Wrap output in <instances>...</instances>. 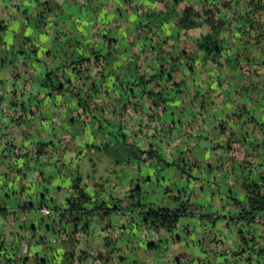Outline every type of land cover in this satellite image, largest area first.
<instances>
[{
	"label": "crops",
	"instance_id": "1",
	"mask_svg": "<svg viewBox=\"0 0 264 264\" xmlns=\"http://www.w3.org/2000/svg\"><path fill=\"white\" fill-rule=\"evenodd\" d=\"M44 1L50 10L47 12L49 17L46 24L36 20L37 13L43 9L39 0H0V208L11 213L5 218L0 217V247L2 244L6 247L0 250V254L5 255V260L20 261L27 258V264H33L34 259L56 257L57 252L62 255L87 252V258L80 262L72 260L73 264H92L91 255L114 249L109 264H183V251L186 247H192L195 251L193 257L200 262L202 237L199 233L195 235L191 232L196 229L195 226H180L181 235L175 233L177 226L169 233L168 240L167 233L161 238L160 231L149 230L138 212L129 213L126 210L114 213L119 216L114 225L88 218L90 233L86 236L79 234L75 247L66 242V238L59 236L55 230L58 223L56 211L73 198L71 178L76 165L82 163L86 192L93 195L100 190L102 199L107 203L113 199L120 200L123 209L128 205L129 188L136 184L143 192L140 203L144 207L166 205L175 209L176 204L171 197L182 188H188L189 216H197L211 223L217 236L210 239L212 248L217 244L218 251H226L230 255V250L221 249L222 234L230 227L237 229V249L242 242L239 228L243 231L249 229L247 223L237 220L240 207L248 208L240 180L244 177L264 180V69L262 76L253 82V104L249 98L239 96L231 86L223 87L218 83L217 68L212 62L204 61L203 53L194 47L199 37L209 32L207 25L182 31L175 24L176 16H180L186 6L192 5L199 9L203 7V0H180L177 5H173V0ZM219 1L206 0L217 7H220ZM57 4L71 17L65 24ZM169 11L174 13L171 18L170 13L167 16ZM159 14L163 16L152 19V15ZM221 16L225 20L232 19L230 12L224 10ZM57 21L61 22L58 26L60 29L55 24ZM232 25L234 27L235 23ZM73 31L80 34L77 39L79 42L60 50L52 47L57 37ZM232 31V39H229L227 32L221 34V37L226 38L231 54L241 45L240 32L235 28ZM26 40L31 42L40 60L37 64L30 63L34 58L29 55V61L23 64L19 55L12 54L25 49ZM143 43L147 44L146 48ZM180 51L192 56L194 70H190L188 62L177 55ZM73 53L83 54L91 60V78L88 83H100L99 76L93 74L95 71L102 69V74H107L102 65L93 64L94 53L102 57L112 53L111 63L118 66L120 71L119 82L129 80L138 66L140 71L147 74L158 72L160 64L172 68V82H183L180 95L174 90L169 92V97L174 100L165 109L164 115L174 113V123L158 118L163 122L161 126V122L158 125L148 120V105L145 104L142 114H136L128 108L127 117L122 118L120 127L128 142L140 149L152 146L158 151L153 137L163 136L165 140L160 147L167 160L174 162L182 157L197 164L200 166L199 171L193 168L192 172L199 180L188 183L172 165L161 172L151 173L147 164L135 162L115 166L108 157L95 159L96 165L92 168L89 167L90 163L85 164V160L78 155L79 150L88 144L112 143V134H96L90 117L84 116L83 110L78 108L71 94L81 85V80L70 69L59 71L63 79L71 81V86L65 85L62 93H51L43 85L47 70L59 62L63 63L64 57L70 61ZM134 57L139 60L136 61ZM7 59L13 64L8 63ZM31 76V83L24 87L23 81ZM113 82L114 79L109 78L97 97H94L99 105L100 102L105 103V110L109 113L113 112V103L118 101L110 92ZM170 84L165 86L168 88ZM196 94L199 95L198 99L206 94L204 97L210 103L203 113H199L197 107L188 106ZM138 97L145 98L144 95ZM12 100L18 101L20 107H11L9 102ZM21 107L25 108V113L19 111ZM245 110L249 113L244 114ZM227 123L226 131L221 133L220 125ZM228 134H235L241 140L245 138L250 143L228 156L223 148ZM7 145L14 146L18 152L16 170H9V159L3 151ZM213 145L218 146L214 149ZM39 148L42 153L37 155ZM23 155L26 157L22 158ZM25 159L27 163H24ZM100 176L103 181L99 180ZM48 177L49 180L44 182ZM150 183L153 186L150 187ZM235 201H239L241 206L236 205ZM42 209H49L52 217L43 216ZM36 211L40 220L32 216ZM41 219L43 222L39 223ZM255 224L253 229L258 231L261 226L257 221ZM191 236H196V239L191 242L184 240ZM173 238L178 244H174ZM175 246L176 249H173ZM124 249L128 252L125 254L131 255L129 261L127 255L122 254ZM170 249L176 251L168 252ZM58 262L65 264L64 258ZM214 264L221 262L216 259Z\"/></svg>",
	"mask_w": 264,
	"mask_h": 264
},
{
	"label": "trees",
	"instance_id": "2",
	"mask_svg": "<svg viewBox=\"0 0 264 264\" xmlns=\"http://www.w3.org/2000/svg\"><path fill=\"white\" fill-rule=\"evenodd\" d=\"M39 1L43 9L37 13L36 20L40 24H46L47 18L49 17L47 12H50V10L47 7L46 1ZM179 1L180 0H173V5H177ZM219 2L220 7L212 5L211 2L208 3L206 0H203V7L199 9H195L194 6L188 5L183 9L180 16H176L175 24L176 27L182 31L196 30L203 24L207 25L209 32L201 35L195 42L194 47L198 52L203 53L204 61H210L215 65L218 71L216 79L221 86H231L239 96L249 98L253 104L254 100L251 97V92L254 90L253 82L262 76V71L264 69V0H221ZM57 8L61 11V19L64 24L71 20L70 15H67V12L63 11L60 5L57 4ZM222 10L230 12L232 19L225 20L223 16H221ZM169 13V18H171L174 13L169 11L167 16ZM162 16L161 14L152 15V19L156 20ZM164 16L167 17L166 15ZM233 22L235 23L234 27L232 25ZM60 23L61 22L58 21L55 23L57 28ZM75 24L77 26V22ZM232 28L240 32L241 45L231 54L228 52L230 48L228 47L226 38L221 37V34L227 32L229 39H232L234 37ZM140 32L147 33L145 30H140ZM79 35L80 34L76 33V31L72 33H63L54 40L52 47L55 50H60L72 46L74 42H79L77 41ZM25 45V49L18 50L12 54L19 55V57L23 59V64L29 61L28 55L34 58V61L30 63L37 64L40 62L36 57V52L31 42L26 40ZM142 45L145 48L147 47L146 43ZM142 51L144 52L145 50ZM177 55L183 57L188 62L187 65L190 70H194V59L192 56L186 51H180ZM53 57H55V54ZM134 58L136 61L139 60L138 57ZM112 60V53H107L103 57L94 53L93 64H100L107 70L105 76L102 74V69L101 71L98 70V72L94 70L95 72L93 74L100 78L99 84L94 82L88 83L89 78H91V60L87 59L83 54L74 55L73 53L70 61L64 57L63 63L59 62L46 72L43 85L47 87L51 93H62L65 85L71 86V81H67V79H63V76H60V70L65 71L66 69H70L75 73L78 80H81V85L77 87V90L71 95L77 101L78 108L83 110L84 116L90 117L92 120L91 124L95 128L96 134H112V143L102 142L97 145L88 144L79 150L78 155L85 160V164L90 163L89 167L91 168L96 165L95 159L108 157L113 160L115 166L120 164L129 165L135 162L147 164L151 173L161 172L172 165L175 166L177 171H179L181 176L184 177L188 183L199 180V177L193 175L192 172L193 168L199 171L200 166L197 164L186 161L182 157H178L174 162H169L167 160L165 153L160 147L161 143L165 140L163 136L155 135L153 137L156 140V146L159 148L158 151H155L152 146L146 149H140L136 145L128 142L127 137L122 133L120 127V123L123 122L122 118L127 117L126 113L128 108L132 109L136 114H142L145 104L148 105L149 116L148 114L146 115L148 120L157 122L158 125L161 122L158 118H163L165 122L174 123V113L164 115L165 109L170 107L174 100L169 97V92L174 90L180 95L182 92L180 86H182L183 82H172L174 71L172 68L165 67L162 64L159 65L158 72L153 74L144 73L142 70L140 71L138 66L129 80L119 82V67L112 65ZM7 62L13 64V61L9 59H7ZM100 65H98V69ZM109 78L114 79L110 87V92L113 93L118 100L115 101L116 104L113 103L112 113L105 110V103L102 104L100 102L99 105L94 99L95 96L97 97L100 90L104 88L105 84H107ZM31 81L32 76L26 78L23 81V86L26 87ZM163 82L165 84H163ZM169 82H172V84ZM167 84H170L168 87L169 90L166 87ZM151 85L154 86L151 87ZM138 95H144L145 98L140 99L141 97H138ZM205 95L206 94H203L199 99V95H194L193 99L188 102V106L197 107L199 113H203L210 105L205 99ZM17 102L18 101L12 100L9 102V105L15 108L20 107ZM117 109H120V111L118 112ZM185 109L186 108L183 110ZM19 111L23 113L26 112L25 108L22 107L19 108ZM248 113V110L244 111V114ZM81 116H79V118H81ZM189 120L191 119L189 118ZM162 125L163 122H161V126ZM227 126L228 123L220 125L221 133L226 131ZM159 129L161 130L162 128L160 127ZM113 130L115 131L111 132ZM105 131H107V133H105ZM246 143L250 142H248L247 139L245 140V138L242 140L239 139L235 134H228L223 148L226 151V155L231 156L236 149L245 148ZM217 146L218 145H213L212 148L216 149ZM3 151L5 152V157L9 159V170H16V168H18L19 155L15 147L7 145ZM41 153V148L37 149L36 154L38 155ZM24 157L26 156L23 155L22 158ZM23 161L27 163L28 160L25 159ZM83 168L84 164L82 165V163L76 165L70 186V189L73 191V198L68 200L62 209L56 211L58 213V215H56L58 223L55 230L59 236H64L66 238L65 241L70 243L73 247L76 246L79 234L86 236L90 233V221H88V218L102 221L107 219L111 214L118 213L122 210H126L129 213L138 212V216L143 224L147 225L149 230L155 232L163 230L167 233H171L177 227L181 216L190 215L188 212L190 190L188 188H182L171 197L172 201L176 204L175 209H171L166 205L144 207L140 203L142 194L141 187L136 184L129 188L127 195L128 205L123 209L120 200L113 199L111 203H107L102 199L100 190L96 191L93 195L86 192L83 183V177L85 175V170H83ZM48 180L49 177L47 179L45 178L44 182ZM99 180L103 181L101 176ZM240 183L245 193L248 208H241L239 201H235V204L240 207L237 220L247 223L249 229L243 231L239 228L242 242L235 251L230 252V255H227L226 251H218L216 249L217 244L213 245L212 251L214 252V250H216V252H218L216 254L222 253L223 256H228L232 259V264H264V236L262 237V235H264V180L263 178L251 180L249 177H244V179L240 180ZM9 214L11 213L6 209L0 208V217L5 218ZM206 218L207 215L205 219ZM256 221L261 226L258 231L250 229ZM41 222H43V219L39 221V223ZM4 248L6 247L2 244L0 250ZM114 252L113 249L105 253L91 255V262L92 264H108L109 257ZM61 256H63L65 264H73L74 260L80 262L83 258L88 257L87 252H80L74 255L72 253L62 255V253L57 252L56 257L34 259L33 264H46L48 262L58 261L59 259L63 261ZM0 257H3L0 258V264H27V258L21 259L20 261H10L7 259L5 260V255L2 253ZM221 264L227 263L221 262Z\"/></svg>",
	"mask_w": 264,
	"mask_h": 264
},
{
	"label": "rangeland",
	"instance_id": "3",
	"mask_svg": "<svg viewBox=\"0 0 264 264\" xmlns=\"http://www.w3.org/2000/svg\"><path fill=\"white\" fill-rule=\"evenodd\" d=\"M151 186H153V185L150 183V187ZM32 216L36 220H40V215L37 211L34 212L32 214ZM118 218H119V216L117 214H111L107 219H104L102 223L109 222L111 225H114V224H116ZM105 220H107V221H105ZM195 222L197 224H195ZM93 224L98 225L97 223H93ZM186 224L187 225L189 224L192 227L195 226L196 229H194V230L192 229L191 232L194 233L195 235H198L197 233H199L201 235V237H202L201 238L202 255H200V257H199L200 262H198L196 257H193L195 254V251L192 250L193 248L192 247H190V248L186 247V250L183 251V254H182V256H184V258H185V261H184L185 263H183V264H214V261H216V259H217V261H220L222 263L226 262L227 264H232L233 261L228 256L225 257L222 255V253H220L217 256L216 253H218V252H216V250H214V252L212 251V242L210 241V239H212L213 236L214 237H217V236H215L214 229L212 230V224L211 223H207L206 221L200 220V218H198L197 216H189V215L181 216V218L179 220V224L177 225L178 230H176L175 233L181 235L179 228H180V226H185ZM219 224L220 223H218L217 225L219 226ZM218 226L215 228L216 231L218 230ZM253 226L255 227L256 224L255 225L253 224ZM254 227H252L251 229H253ZM165 233H167V232H165L163 230L160 231V237L162 238ZM237 233H238L237 229H235L234 227H230L229 230H227L225 233L222 234L221 238L218 236V238H220V240H222V242H223V245H221V249L226 248L227 250L234 251L236 249L235 236L237 235ZM167 234H168L167 238H168V240H170L169 233H167ZM263 236L264 235H262V237ZM184 238H185V236H184ZM194 238L196 239V236L187 237L184 240L186 242H188V241L191 242ZM175 243H177L176 239H174V244ZM173 249H176V246L173 247ZM173 249H172V251H171V249L168 250V252L169 251L175 252L176 250H173ZM198 252L199 251L197 250V253ZM125 253L128 254V252L124 249L122 254L127 255ZM129 258H131V255H127V261H129ZM55 262L53 264H61L58 261H55ZM46 264H49V263H46ZM108 264H109V262H108Z\"/></svg>",
	"mask_w": 264,
	"mask_h": 264
},
{
	"label": "built area",
	"instance_id": "4",
	"mask_svg": "<svg viewBox=\"0 0 264 264\" xmlns=\"http://www.w3.org/2000/svg\"><path fill=\"white\" fill-rule=\"evenodd\" d=\"M41 214L45 217H52V213L49 209H42Z\"/></svg>",
	"mask_w": 264,
	"mask_h": 264
}]
</instances>
